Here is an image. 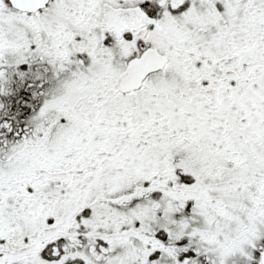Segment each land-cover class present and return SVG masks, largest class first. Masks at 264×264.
Returning <instances> with one entry per match:
<instances>
[{
  "label": "snow or ice",
  "instance_id": "obj_1",
  "mask_svg": "<svg viewBox=\"0 0 264 264\" xmlns=\"http://www.w3.org/2000/svg\"><path fill=\"white\" fill-rule=\"evenodd\" d=\"M0 264H264V0H0Z\"/></svg>",
  "mask_w": 264,
  "mask_h": 264
}]
</instances>
